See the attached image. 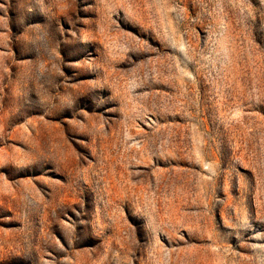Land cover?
Masks as SVG:
<instances>
[{
    "label": "rangeland",
    "instance_id": "rangeland-1",
    "mask_svg": "<svg viewBox=\"0 0 264 264\" xmlns=\"http://www.w3.org/2000/svg\"><path fill=\"white\" fill-rule=\"evenodd\" d=\"M0 264H264V0H0Z\"/></svg>",
    "mask_w": 264,
    "mask_h": 264
},
{
    "label": "bare ground",
    "instance_id": "bare-ground-1",
    "mask_svg": "<svg viewBox=\"0 0 264 264\" xmlns=\"http://www.w3.org/2000/svg\"><path fill=\"white\" fill-rule=\"evenodd\" d=\"M25 110V109H24ZM16 118V117H15Z\"/></svg>",
    "mask_w": 264,
    "mask_h": 264
}]
</instances>
